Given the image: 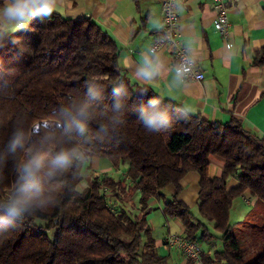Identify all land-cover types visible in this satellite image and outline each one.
Here are the masks:
<instances>
[{
    "label": "trees",
    "instance_id": "1",
    "mask_svg": "<svg viewBox=\"0 0 264 264\" xmlns=\"http://www.w3.org/2000/svg\"><path fill=\"white\" fill-rule=\"evenodd\" d=\"M35 30L29 53L0 27V264H165L146 217L149 198H161L166 186L176 192L163 212L180 219L189 239L199 230L209 237L205 223L178 199L179 182L190 171L200 176L198 212L222 243L212 256L201 255L204 263L264 264V137L236 119L207 121L132 82L118 68L119 46L88 17L41 11ZM263 61L264 50L255 63ZM85 104L84 133L66 130ZM153 110L167 114L158 129L141 118ZM17 133L22 144L12 151ZM61 151L72 153L66 167H52L46 176L38 170L39 191H19L27 160L36 154L53 160ZM212 155L224 160L220 177L209 176ZM92 157L109 159L113 172H91L78 190L84 161ZM231 177L239 183L228 189ZM246 190L258 205L234 226L232 202ZM18 197L28 198V207L6 217L8 201ZM244 248L254 256L249 263Z\"/></svg>",
    "mask_w": 264,
    "mask_h": 264
},
{
    "label": "crops",
    "instance_id": "2",
    "mask_svg": "<svg viewBox=\"0 0 264 264\" xmlns=\"http://www.w3.org/2000/svg\"><path fill=\"white\" fill-rule=\"evenodd\" d=\"M163 0H55L53 12L65 17H88L98 23L119 46L118 68L134 83L152 89L156 95L168 99L186 112L197 114L210 122L225 124L232 119L264 137V61L255 63L264 50V0H226L230 29L227 40L213 27V0H177L178 33L184 46L204 74L201 82L181 79L173 70V58L168 47L157 52L149 48L161 28ZM34 18L23 27H1L12 37L31 42L36 39ZM226 42L230 46H226ZM30 50V49H29ZM28 52H32L31 50ZM151 62L155 75L145 79L139 73ZM209 176L220 177L224 160L218 155L209 158ZM89 172L112 173L109 159L92 157L84 161ZM119 171V170H118ZM117 172V171H116ZM122 174L124 169L119 171ZM199 179L196 171L187 172L180 180L178 199L184 202L195 218L205 223L209 237L195 234L201 255L212 256L222 248L220 233L198 212ZM229 178L227 188L238 185ZM161 198L150 197L152 208L147 214L157 253L165 257V264H196L178 249L169 247L168 234H185L179 218L163 212V202L176 192L166 186ZM138 195L135 196L138 199ZM258 205L257 197L248 190L235 198L230 209V222L240 225Z\"/></svg>",
    "mask_w": 264,
    "mask_h": 264
},
{
    "label": "clouds",
    "instance_id": "3",
    "mask_svg": "<svg viewBox=\"0 0 264 264\" xmlns=\"http://www.w3.org/2000/svg\"><path fill=\"white\" fill-rule=\"evenodd\" d=\"M55 0H0V27L3 26H16L23 27L33 18H35L41 11L45 14H50L53 10ZM147 67L140 71V75L145 79L152 78L157 69L152 66L151 62H146ZM115 91V90H114ZM96 93L89 89V96L93 99ZM116 107H119L117 103ZM88 115V105H82L77 113L79 118H72L71 122L67 125L66 130L73 127L81 134L85 131V119ZM141 118L146 126L153 129H158L167 123V114L162 110H153L151 112H143ZM48 127L47 123L43 124ZM41 125L33 127L34 132H38ZM22 144V133H17L10 142V149L15 151L18 146ZM72 153L68 151L59 152L52 160V165L55 168H64L70 162ZM44 163V156L42 154L33 155L21 167L20 179L22 184L19 191L29 193L32 190L39 191V186L35 180V174L41 169ZM29 200L26 197H18L10 199L6 206V217H16L23 213L28 207Z\"/></svg>",
    "mask_w": 264,
    "mask_h": 264
},
{
    "label": "built area",
    "instance_id": "4",
    "mask_svg": "<svg viewBox=\"0 0 264 264\" xmlns=\"http://www.w3.org/2000/svg\"><path fill=\"white\" fill-rule=\"evenodd\" d=\"M212 6L215 12L213 27L223 39L227 40L230 29L227 2L226 0H213ZM178 23L177 0H163L161 28L149 50L154 53L168 47L173 58L172 67L175 73L183 80L201 82L204 79V74L198 69L194 58L184 46L178 33ZM226 46L229 47L230 43L226 42ZM165 242L169 247L178 249L184 256L194 260L196 264H205L199 245L185 234H168Z\"/></svg>",
    "mask_w": 264,
    "mask_h": 264
},
{
    "label": "rangeland",
    "instance_id": "5",
    "mask_svg": "<svg viewBox=\"0 0 264 264\" xmlns=\"http://www.w3.org/2000/svg\"><path fill=\"white\" fill-rule=\"evenodd\" d=\"M33 22H35V18H34ZM12 39H14L27 52L29 49L31 50L32 43H33V42H31V35H29L28 40H26L24 37H21V38L12 37ZM52 167H53L52 158H50V156H49L47 159L44 160L43 166L41 167V175L46 176L48 174V172L52 171ZM84 168L85 169L82 172V181L78 185V190H81L86 185V182H85L86 179L90 178V176H91L90 175L91 172H89V168H87L86 164H84ZM118 173H119V171L116 172L115 174H118ZM243 253H245V258H244L245 263H249L254 259V256L247 255L246 248L243 249Z\"/></svg>",
    "mask_w": 264,
    "mask_h": 264
}]
</instances>
